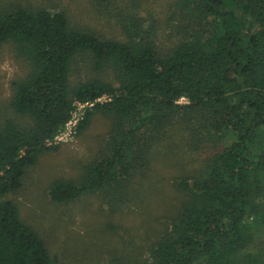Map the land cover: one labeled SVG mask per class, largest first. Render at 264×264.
I'll list each match as a JSON object with an SVG mask.
<instances>
[{"label": "trees", "instance_id": "obj_1", "mask_svg": "<svg viewBox=\"0 0 264 264\" xmlns=\"http://www.w3.org/2000/svg\"><path fill=\"white\" fill-rule=\"evenodd\" d=\"M175 5L186 34L166 54L128 12L127 37L117 40L73 25L63 10L0 7V48L11 43L30 65L11 100L25 121L0 124V264H61L7 196L43 153L57 149L50 142L75 102L95 103L79 120L78 135L98 112L113 118L112 127L80 179L53 181L54 202L101 192L116 207L139 195L138 177L149 176V186L157 179L155 148L162 161L193 166L184 143L190 134L216 150L178 177L183 197L138 264H264V0ZM81 57L97 71L111 69L117 84L74 82ZM104 95L109 99L97 101Z\"/></svg>", "mask_w": 264, "mask_h": 264}, {"label": "rangeland", "instance_id": "obj_2", "mask_svg": "<svg viewBox=\"0 0 264 264\" xmlns=\"http://www.w3.org/2000/svg\"><path fill=\"white\" fill-rule=\"evenodd\" d=\"M175 2L103 0L99 4L93 0H0V7L21 5L63 10L73 25L91 28L102 37L117 40L127 37L122 17L128 12L138 17L144 34L154 39L160 51L166 54L186 34L184 12ZM29 69V62L17 54L11 43L0 48V124L7 118L25 121L14 111L11 100L14 83L24 78ZM90 77L117 84L111 69L97 71L88 59L78 58L71 78L76 82ZM112 121L111 116L98 112L81 134L76 131L72 137L65 135L58 139L54 143L57 149L43 153L27 171L22 187L7 196L17 204L22 220L46 240L61 264H138L166 230L176 204L181 195L183 197L175 186L178 177L190 174L195 164L204 163L217 147L214 142L199 141L200 138L189 134L184 143L193 157V166L162 161L155 148L159 161L157 167L153 161L157 179L149 186L145 184L150 182L149 176L138 177L135 189L139 195L134 197L133 194L131 199L116 207L101 192L86 194L70 202H54L49 194L50 185L56 179L78 180L82 177L85 166L96 158L107 141Z\"/></svg>", "mask_w": 264, "mask_h": 264}, {"label": "built area", "instance_id": "obj_3", "mask_svg": "<svg viewBox=\"0 0 264 264\" xmlns=\"http://www.w3.org/2000/svg\"><path fill=\"white\" fill-rule=\"evenodd\" d=\"M107 99H109V97L104 95V96L98 98L97 101H105ZM94 104H95L94 102H85V103L75 102L76 109L73 112L72 117L66 123L63 131L60 134H58L50 143H55L58 139H63L65 137V135L72 137L74 135V133H76V131H77L78 122L82 118V115L84 114V112L86 110V107H92ZM78 108H82V109L79 110ZM82 112H83V114L81 115Z\"/></svg>", "mask_w": 264, "mask_h": 264}]
</instances>
